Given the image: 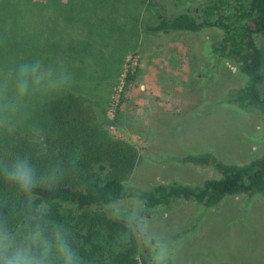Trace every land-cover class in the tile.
I'll use <instances>...</instances> for the list:
<instances>
[{
    "label": "rangeland",
    "instance_id": "374dc122",
    "mask_svg": "<svg viewBox=\"0 0 264 264\" xmlns=\"http://www.w3.org/2000/svg\"><path fill=\"white\" fill-rule=\"evenodd\" d=\"M29 1L23 24L21 2L13 0L9 6L13 33L0 36V70L15 71L22 61L40 59L42 68H51L54 76L72 75L73 84L69 91L47 99L32 94L31 88L24 99L10 94L9 109L0 107V119L13 133L40 138L50 122L47 104L68 95L85 96L97 122L136 147L137 162L125 182L143 189L221 177L213 166L187 161L191 154L212 152L224 162L241 165L264 153L261 112L224 102L245 81L236 63L222 62L212 51L222 30H144L161 15L200 13V5L208 0ZM4 6L0 3V13ZM257 41L264 51V36ZM62 64L66 67L60 69ZM129 69L136 75L131 84L125 82ZM0 76L7 79L4 73ZM13 107L12 115L6 116ZM96 172L104 177L107 169L99 166ZM105 209L110 215L126 214L144 252L151 251L145 243L149 239L153 245L158 239L166 242L169 264H264L261 195L229 196L211 209L173 201L157 208L155 216H147L142 203L131 198Z\"/></svg>",
    "mask_w": 264,
    "mask_h": 264
},
{
    "label": "trees",
    "instance_id": "16d2710c",
    "mask_svg": "<svg viewBox=\"0 0 264 264\" xmlns=\"http://www.w3.org/2000/svg\"><path fill=\"white\" fill-rule=\"evenodd\" d=\"M12 1L0 0L6 4L0 13V36L5 38L13 33L8 13ZM19 1V21L23 24L30 1ZM199 10L172 17L161 15L156 24L144 30L156 34L221 29L223 37L213 44L212 51L222 62L236 63L245 81L224 102L246 111L259 110L264 117V51L257 41L258 36H264V0H208ZM36 27L34 22L32 31ZM135 76L129 69L125 82L131 84ZM47 111L50 122L38 139L13 133L6 126L0 128V162L11 169L16 155L21 159L27 156L36 183L30 194L21 193L15 180L9 182L0 175V232L15 235L21 220L36 218L47 223L48 231L55 222L60 234L78 250L81 264H154L151 251L142 249L134 223L125 221L126 214L110 215L107 206L131 198L142 203L147 216H155L157 208L169 207L173 201L211 209L229 196L264 197V153L241 165L224 162L212 152L191 154L187 161L195 166H213L221 177L201 184L175 180L143 189L125 182L137 162L136 147L97 122L89 98L68 95L47 104ZM99 166L106 167V176L96 172Z\"/></svg>",
    "mask_w": 264,
    "mask_h": 264
},
{
    "label": "clouds",
    "instance_id": "9594fccd",
    "mask_svg": "<svg viewBox=\"0 0 264 264\" xmlns=\"http://www.w3.org/2000/svg\"><path fill=\"white\" fill-rule=\"evenodd\" d=\"M43 61L36 59L33 62L22 61L15 71L0 70L7 79L0 76V107L9 109L7 97L18 94L19 99L27 98L30 94H41L44 98L58 96L71 89L73 76L62 74L58 77L52 74V69L42 68ZM66 67L61 65L60 69ZM58 69V70H60ZM15 107L5 112L11 116ZM7 121L0 119V128ZM9 131H12L10 128ZM14 165L10 169L0 162V175L5 180H13L19 185L21 193H31L36 187L34 169L29 164L27 156L23 159L16 155ZM50 167H53L50 165ZM58 169V165L55 166ZM63 176V173H60ZM32 201H28L31 205ZM51 231L47 230V223H41L39 219H24L16 226V234L10 231L0 232V264H81L82 258L76 248L72 246L66 236L60 234L55 222H52ZM3 227V226H0ZM63 227V225H60ZM151 239L145 242L151 249L152 262L154 264H169L170 249L166 242L157 240L152 246Z\"/></svg>",
    "mask_w": 264,
    "mask_h": 264
}]
</instances>
